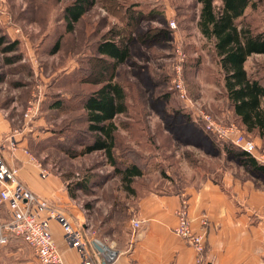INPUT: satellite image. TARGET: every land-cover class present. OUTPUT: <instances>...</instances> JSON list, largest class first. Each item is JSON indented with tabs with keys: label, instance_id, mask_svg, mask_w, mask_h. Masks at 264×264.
Returning a JSON list of instances; mask_svg holds the SVG:
<instances>
[{
	"label": "rangeland",
	"instance_id": "1",
	"mask_svg": "<svg viewBox=\"0 0 264 264\" xmlns=\"http://www.w3.org/2000/svg\"><path fill=\"white\" fill-rule=\"evenodd\" d=\"M71 1L0 0V111L9 123L0 155L17 167V152L45 176L59 178L85 216L87 236L101 240L106 255L123 237L127 203L144 191L173 192L207 179L221 181L227 174L251 181L261 177L226 152L227 147L240 152L232 142L205 129L204 115L219 126H239L223 94L212 45L196 27L199 5L194 0H94L67 33L63 12ZM256 2L247 20L264 30V0ZM111 30L130 37L129 57L115 71L126 94V112L114 118V157L118 168L135 164L141 169V176L131 180L133 193L103 152L79 153L91 136L80 119L79 99H68L77 86L85 93L92 89L79 85V76L97 77L102 67L89 56L98 38ZM145 35L151 38L144 40ZM13 41L16 51L2 52ZM5 58L19 59L6 64ZM177 67L183 100L172 84ZM245 69L263 81L264 57L251 56ZM29 106L34 110L25 117ZM256 144L264 153L261 141ZM8 218V206L0 201V225ZM0 264L37 261L24 240L9 236L0 244Z\"/></svg>",
	"mask_w": 264,
	"mask_h": 264
},
{
	"label": "crops",
	"instance_id": "2",
	"mask_svg": "<svg viewBox=\"0 0 264 264\" xmlns=\"http://www.w3.org/2000/svg\"><path fill=\"white\" fill-rule=\"evenodd\" d=\"M251 56L264 57V54ZM8 129L9 123L0 111V141ZM252 139L260 141L256 136ZM15 155L17 167L6 154L3 161L17 170L19 182L67 216L91 249L94 261L104 259V249H98L95 242L105 248L104 243L87 236L85 216L77 209L61 180L45 176L23 156L17 152ZM259 172L261 177L253 181L227 174L221 181L207 179L199 185L177 188L173 192L144 191L127 203L129 216L123 237L109 246V263L195 264V250L173 233L175 211L185 200L193 229H201V218L206 221L203 229L205 264H264V172ZM134 220L139 222L138 228L133 227ZM47 226L63 263L80 264L76 249L64 241L61 223L49 219Z\"/></svg>",
	"mask_w": 264,
	"mask_h": 264
},
{
	"label": "trees",
	"instance_id": "3",
	"mask_svg": "<svg viewBox=\"0 0 264 264\" xmlns=\"http://www.w3.org/2000/svg\"><path fill=\"white\" fill-rule=\"evenodd\" d=\"M194 1L199 5L196 27L200 35L212 45L222 77V91L232 115L245 133L258 137L264 146V80L261 81L245 69L249 56L264 54V30L252 27L247 20L248 10L252 12L257 9V2L219 0L217 5L215 0ZM93 3L94 0H72L65 6L63 20L67 33L74 31V26ZM143 38L147 40L151 36L145 35ZM129 41V36H121L112 30L101 35L92 49L93 56H89L94 58L95 65L102 67L100 72L94 79L84 72L79 76L78 84L89 85L92 89L85 93L83 88L77 86L73 96L70 95L68 99H79L82 111L80 119L86 124V133L91 136V143L84 146L79 153L103 152L110 165L120 175L121 181L125 183V189L133 193L131 180L141 176V169L135 164L118 168L114 157L117 130L114 118L126 112V94L115 80V71L118 65L129 57ZM2 44L3 39L0 38V46ZM17 45L18 42L13 41L3 47L2 52L16 51ZM57 45L58 42L56 48ZM17 59L19 58H5V63L10 64ZM87 60L88 58L82 61L85 63ZM154 84L157 85L156 82ZM164 97L166 99L161 96L167 103L169 96ZM58 105L60 104H57V107ZM258 151L262 150L258 147ZM226 152L239 158L242 166L264 172V168L248 154L233 152L228 147Z\"/></svg>",
	"mask_w": 264,
	"mask_h": 264
},
{
	"label": "built area",
	"instance_id": "4",
	"mask_svg": "<svg viewBox=\"0 0 264 264\" xmlns=\"http://www.w3.org/2000/svg\"><path fill=\"white\" fill-rule=\"evenodd\" d=\"M171 27L174 23L171 22ZM177 76L172 84L180 99L186 98V91L179 78V67ZM34 106H29L25 112V117L32 114ZM206 122L205 129L211 133H216L222 140H229L240 151L248 154L264 168V153L258 151L256 142L246 136L234 124L229 126H219L206 115L203 116ZM0 201L8 206L9 218L0 225V244H5L9 236L21 238L32 249L37 264H64L59 250L47 226L49 219H55L61 223L63 238L66 243L76 249L80 256V264H110V255H105L102 260L94 261L91 249L82 239L80 231L73 227L65 214L49 204L46 200L36 197L26 189L17 179V170L9 167L0 155ZM176 225L173 233L182 238L185 243L191 246L196 252L195 264H205L203 252L205 250V218H201V229L194 230L188 212V204L185 200L181 202L175 211ZM134 228L139 227V222H132ZM98 249L102 245L95 242Z\"/></svg>",
	"mask_w": 264,
	"mask_h": 264
},
{
	"label": "bare ground",
	"instance_id": "5",
	"mask_svg": "<svg viewBox=\"0 0 264 264\" xmlns=\"http://www.w3.org/2000/svg\"><path fill=\"white\" fill-rule=\"evenodd\" d=\"M102 249L106 250L105 248L102 247ZM108 253V251H106Z\"/></svg>",
	"mask_w": 264,
	"mask_h": 264
},
{
	"label": "water",
	"instance_id": "6",
	"mask_svg": "<svg viewBox=\"0 0 264 264\" xmlns=\"http://www.w3.org/2000/svg\"><path fill=\"white\" fill-rule=\"evenodd\" d=\"M103 264H106V263H103Z\"/></svg>",
	"mask_w": 264,
	"mask_h": 264
}]
</instances>
